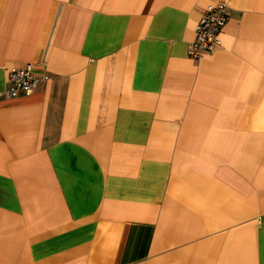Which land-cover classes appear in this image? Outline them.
Returning a JSON list of instances; mask_svg holds the SVG:
<instances>
[{
	"label": "crops",
	"instance_id": "1",
	"mask_svg": "<svg viewBox=\"0 0 264 264\" xmlns=\"http://www.w3.org/2000/svg\"><path fill=\"white\" fill-rule=\"evenodd\" d=\"M216 1L0 0V264H264V0L194 59Z\"/></svg>",
	"mask_w": 264,
	"mask_h": 264
},
{
	"label": "built area",
	"instance_id": "2",
	"mask_svg": "<svg viewBox=\"0 0 264 264\" xmlns=\"http://www.w3.org/2000/svg\"><path fill=\"white\" fill-rule=\"evenodd\" d=\"M227 8L225 0L210 3L204 8L196 23L195 37L188 50L192 58L200 59L220 46V32L228 17ZM48 78L46 72L38 73L32 62H25L9 70L6 93L8 96L29 95Z\"/></svg>",
	"mask_w": 264,
	"mask_h": 264
}]
</instances>
